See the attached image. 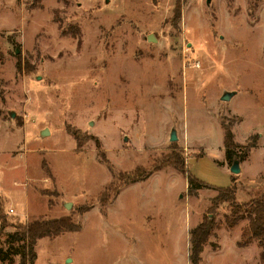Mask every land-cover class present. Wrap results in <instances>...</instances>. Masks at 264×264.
Listing matches in <instances>:
<instances>
[{
	"label": "rangeland",
	"instance_id": "rangeland-1",
	"mask_svg": "<svg viewBox=\"0 0 264 264\" xmlns=\"http://www.w3.org/2000/svg\"><path fill=\"white\" fill-rule=\"evenodd\" d=\"M221 124L239 145L259 136L238 175ZM181 169L234 178L239 205L264 189V0H0V264L35 220L74 230L36 240L33 264H190L205 216L198 264H264L248 215L227 224Z\"/></svg>",
	"mask_w": 264,
	"mask_h": 264
},
{
	"label": "trees",
	"instance_id": "trees-1",
	"mask_svg": "<svg viewBox=\"0 0 264 264\" xmlns=\"http://www.w3.org/2000/svg\"><path fill=\"white\" fill-rule=\"evenodd\" d=\"M255 1V0H254ZM34 6V4H31ZM223 130L224 160L228 166L234 161L242 163L249 153L257 147L259 136L256 134L244 145H239L234 141L233 133L228 125L221 124ZM183 162V161H182ZM180 162V165L182 164ZM186 177L187 190L194 194L200 188H209L216 191V196L212 199L213 206L219 204H229L230 214L225 217L226 223L234 225L243 213L249 217L248 234L249 237H256L260 240L261 247L264 248V189L257 191L254 198L239 205L235 200V179H231L232 185L226 188L210 186L194 177L188 170H180ZM135 176V175H134ZM123 185L134 184L146 178L125 176ZM148 177V176H147ZM8 221L0 213V237L8 227ZM13 226V225H12ZM213 227V219L205 216L203 220L190 231V264H198L203 246L206 243ZM13 238L22 241V252L17 264H33L36 259L34 245L36 240L43 237H55L64 232L73 231L74 228L67 220L44 221L35 220L27 223H18L13 226ZM1 242V240H0ZM2 249L0 248V262L2 261Z\"/></svg>",
	"mask_w": 264,
	"mask_h": 264
},
{
	"label": "water",
	"instance_id": "water-1",
	"mask_svg": "<svg viewBox=\"0 0 264 264\" xmlns=\"http://www.w3.org/2000/svg\"><path fill=\"white\" fill-rule=\"evenodd\" d=\"M210 0H207V3H209ZM147 40L148 41H154V38L152 36H148L147 37ZM235 93H229V92H225L223 93V95L221 96V101H228L231 99V97L234 95ZM10 117L13 118L14 117V113H10ZM45 132H47V130H43L40 132V136L43 137L45 135ZM177 140V136H176V132L174 129H172L170 131V134H169V141L170 142H175ZM229 172L233 175H238L240 173V168H239V162L238 161H234L232 163V165L230 166L229 168ZM66 208H69V204H67L65 206ZM210 218V216H209Z\"/></svg>",
	"mask_w": 264,
	"mask_h": 264
},
{
	"label": "crops",
	"instance_id": "crops-1",
	"mask_svg": "<svg viewBox=\"0 0 264 264\" xmlns=\"http://www.w3.org/2000/svg\"><path fill=\"white\" fill-rule=\"evenodd\" d=\"M246 140V139H245ZM244 140V141H245ZM236 141V140H235ZM244 141H242V142H237L236 141V143H238V144H241V143H243ZM256 148H258V145H257V147ZM250 154V153H249ZM248 158H249V156H248ZM248 161V159L246 160V161H244L243 163H239V168H240V173H241V171H243V168H244V165H245V163ZM211 186V185H210ZM213 187H215V186H213ZM219 188V187H218Z\"/></svg>",
	"mask_w": 264,
	"mask_h": 264
},
{
	"label": "built area",
	"instance_id": "built-area-1",
	"mask_svg": "<svg viewBox=\"0 0 264 264\" xmlns=\"http://www.w3.org/2000/svg\"><path fill=\"white\" fill-rule=\"evenodd\" d=\"M9 213H13V210H12V209H10V210H9Z\"/></svg>",
	"mask_w": 264,
	"mask_h": 264
}]
</instances>
